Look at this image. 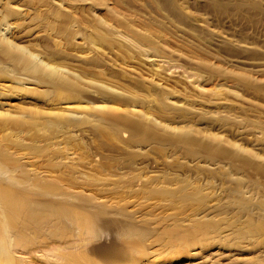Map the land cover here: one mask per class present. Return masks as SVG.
<instances>
[{
  "label": "rangeland",
  "instance_id": "obj_1",
  "mask_svg": "<svg viewBox=\"0 0 264 264\" xmlns=\"http://www.w3.org/2000/svg\"><path fill=\"white\" fill-rule=\"evenodd\" d=\"M1 13L7 17L0 25L8 23L3 28L14 42L47 57L57 52L55 61L83 70L88 78L136 91L144 102L137 108L159 125L156 134L167 138L132 137L129 131L98 134L89 124L57 134L42 129L46 139L33 142L25 131L0 124V143L34 145L40 153L34 160L47 163V154L61 147L54 142L64 139L72 147L69 156L86 154L82 167L104 164L105 184L87 188L105 195L96 202L110 200L104 203L106 216L115 221L105 230L98 227L102 233L88 246L112 239L114 251L146 252L156 264L264 263V240L238 234L248 228V220L262 222L264 230V0H0ZM108 27L123 33L128 44L119 45L117 34L97 46L89 42L93 29ZM140 36L147 37L143 44ZM13 85L0 82V116L36 106L62 111L86 105L58 107L41 92L38 100L24 98ZM161 99L163 112L156 108ZM70 113L81 116L84 111ZM166 124L201 142L184 144L177 140L182 131L171 132ZM26 150L18 152L20 162L31 160L20 157ZM119 206L122 212L114 213ZM197 221L215 225L210 227L214 241L186 253L185 242L174 239ZM124 226L138 234H122ZM18 250L17 258L29 260L20 253L27 248ZM67 251L47 249L34 261L70 264Z\"/></svg>",
  "mask_w": 264,
  "mask_h": 264
},
{
  "label": "bare ground",
  "instance_id": "obj_2",
  "mask_svg": "<svg viewBox=\"0 0 264 264\" xmlns=\"http://www.w3.org/2000/svg\"><path fill=\"white\" fill-rule=\"evenodd\" d=\"M1 14L0 20L6 22L7 15ZM99 22L104 24L106 20ZM3 25L6 26L8 23L0 25V52L3 54L0 56V82L10 80L14 83L13 90L24 98L30 95V98L38 100L35 96L41 92L44 96L46 93L50 95L55 101L52 104L58 107L60 106L58 104L72 102H85L87 106L79 104L73 109L66 106L62 111H45L38 106L32 109H19L18 113H13L14 115L5 113L0 116L2 129H10L17 133L25 131L33 142L46 139L43 137L45 133L41 132L42 129L57 134L89 124L95 127L98 134L129 131L132 137H141L143 134L167 139L164 135L156 134L154 126L159 125L155 120H151L144 109L137 108L144 102L136 91L129 87L114 88L94 78H88L83 70L55 61L57 52H52L51 57H47L35 48L16 43L11 35H6L5 31L8 29L3 28ZM95 29L89 34V42L96 46L98 42H106L111 34H117L119 45L128 44L123 33H115L110 27L102 31ZM94 30L97 31L96 34L93 33ZM144 39L147 37L140 36L138 41L143 44ZM135 47L138 49L136 45ZM21 74L31 79L19 77ZM41 86H47L50 90L41 91L39 90ZM165 106L161 99L156 108L163 112ZM77 108L82 109L84 114L77 116L70 113L82 112ZM164 128L170 129L171 132L182 131L177 134V140L184 144L201 142L189 131H183L175 126L170 127L168 124ZM69 142L64 139L55 141L54 143L61 147L47 154L45 157L47 163L33 159L36 157L35 153L40 154L34 145L26 146L14 141L0 143V264H36L34 255L42 252L41 254L46 256L47 249L60 247L68 250L66 258L70 264H101L103 261L107 264H156L157 259H150L154 255L149 256L146 252L134 251L133 248L121 253L114 251L110 246L112 239L107 244L87 245L102 233L98 227L105 230L115 220L106 216L108 209L104 203L107 204L110 200L105 198L104 203L96 202L105 195L98 190L87 188L105 184L106 178L101 175L104 173V164L98 161L99 163L96 162L91 167H82L80 164L85 160L86 154L85 156L80 154L81 157L69 156L73 154L70 152L72 147ZM21 149L29 151L26 150L28 153L24 152L23 156L20 154V157L31 158L33 161L28 159V162H20L17 155ZM122 210L123 207L119 206L114 209V213H121ZM262 225L260 221L248 220V228L242 232L238 230V234L240 237L257 235L256 237L264 240ZM213 226L215 225L211 222H192L190 230L177 235L174 241H184L183 248L187 250L186 253L199 246L202 248L210 242L214 232L210 227ZM122 234L132 238L138 233L133 228L127 229L124 226ZM213 241L214 239H211V242ZM131 242L139 245L141 240L131 239ZM19 246L27 248L20 253L27 254L29 260L15 256L14 252L19 251ZM193 253H197L196 250ZM100 256H106V259ZM97 257L101 262L95 260ZM161 257L163 258L162 255ZM170 261L164 260L160 264H170Z\"/></svg>",
  "mask_w": 264,
  "mask_h": 264
}]
</instances>
